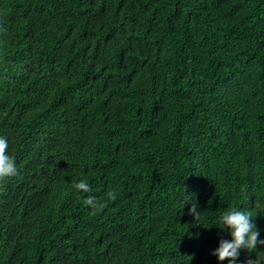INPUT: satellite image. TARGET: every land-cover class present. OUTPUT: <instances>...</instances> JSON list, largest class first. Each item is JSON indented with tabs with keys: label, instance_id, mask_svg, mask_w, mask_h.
Instances as JSON below:
<instances>
[{
	"label": "trees",
	"instance_id": "obj_1",
	"mask_svg": "<svg viewBox=\"0 0 264 264\" xmlns=\"http://www.w3.org/2000/svg\"><path fill=\"white\" fill-rule=\"evenodd\" d=\"M0 137V264H229L224 211L264 239V0H0Z\"/></svg>",
	"mask_w": 264,
	"mask_h": 264
},
{
	"label": "clouds",
	"instance_id": "obj_2",
	"mask_svg": "<svg viewBox=\"0 0 264 264\" xmlns=\"http://www.w3.org/2000/svg\"><path fill=\"white\" fill-rule=\"evenodd\" d=\"M8 149L9 144L7 139L0 137V181H3L5 178L15 177L19 174L14 158L8 154ZM74 188L77 192L89 193L92 191L91 186L86 180H80L75 183ZM106 195L109 200L114 201L118 193L109 191ZM84 203L92 208L93 215L98 214L106 207V203L98 201L94 196H88L84 200ZM189 214L197 222L201 220L203 212L198 210L196 203H193L189 208ZM251 215V213L243 211L241 208H231L219 216L215 225L221 230H229L232 237L231 241L221 239L219 246L213 252V255L219 261L228 260L229 264H236L241 250L246 249L252 252L256 250L258 245H264V239L259 238V230L251 222ZM261 253L258 252L254 260L248 259L246 264H264V255Z\"/></svg>",
	"mask_w": 264,
	"mask_h": 264
}]
</instances>
